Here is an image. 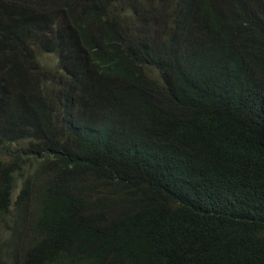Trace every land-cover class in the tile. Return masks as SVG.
<instances>
[{"label":"trees","instance_id":"1","mask_svg":"<svg viewBox=\"0 0 264 264\" xmlns=\"http://www.w3.org/2000/svg\"><path fill=\"white\" fill-rule=\"evenodd\" d=\"M0 264H264V0H0Z\"/></svg>","mask_w":264,"mask_h":264},{"label":"rangeland","instance_id":"2","mask_svg":"<svg viewBox=\"0 0 264 264\" xmlns=\"http://www.w3.org/2000/svg\"><path fill=\"white\" fill-rule=\"evenodd\" d=\"M43 55H44V58L47 59L50 63L54 64L56 62L54 55L45 54V53ZM17 192H18V190H17Z\"/></svg>","mask_w":264,"mask_h":264}]
</instances>
